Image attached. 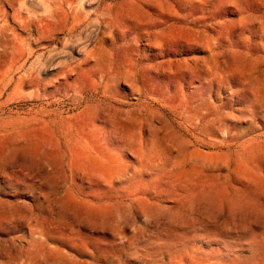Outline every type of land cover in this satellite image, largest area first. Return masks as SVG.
<instances>
[{"label": "rangeland", "instance_id": "rangeland-1", "mask_svg": "<svg viewBox=\"0 0 264 264\" xmlns=\"http://www.w3.org/2000/svg\"><path fill=\"white\" fill-rule=\"evenodd\" d=\"M262 23L0 0V264H264Z\"/></svg>", "mask_w": 264, "mask_h": 264}, {"label": "bare ground", "instance_id": "bare-ground-1", "mask_svg": "<svg viewBox=\"0 0 264 264\" xmlns=\"http://www.w3.org/2000/svg\"><path fill=\"white\" fill-rule=\"evenodd\" d=\"M262 24H264V23H262ZM262 59V58H261ZM264 61V60H263ZM250 65H253V64H250Z\"/></svg>", "mask_w": 264, "mask_h": 264}]
</instances>
